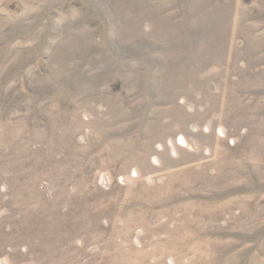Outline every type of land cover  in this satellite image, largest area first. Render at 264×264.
Wrapping results in <instances>:
<instances>
[{
    "label": "rangeland",
    "instance_id": "374dc122",
    "mask_svg": "<svg viewBox=\"0 0 264 264\" xmlns=\"http://www.w3.org/2000/svg\"><path fill=\"white\" fill-rule=\"evenodd\" d=\"M0 264H264V0H0Z\"/></svg>",
    "mask_w": 264,
    "mask_h": 264
}]
</instances>
